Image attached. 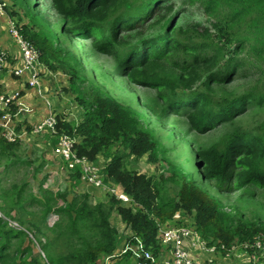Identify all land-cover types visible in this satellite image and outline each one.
Listing matches in <instances>:
<instances>
[{"label":"trees","instance_id":"16d2710c","mask_svg":"<svg viewBox=\"0 0 264 264\" xmlns=\"http://www.w3.org/2000/svg\"><path fill=\"white\" fill-rule=\"evenodd\" d=\"M183 2L199 3L208 18L213 19L212 25L180 22L182 12L189 8L179 7L173 13L172 0H52L55 11L63 18L64 32L93 39L97 50L115 57L121 74L137 85L158 89L159 99L165 103L164 112H183L193 129L206 132L217 123L242 115L251 105L264 112V0ZM227 25L232 26V31L227 30ZM213 28L219 34L224 32V37L212 32ZM137 30L141 34L134 41L119 37L125 31ZM21 33L38 47L41 60L47 65H53L59 50L65 53L42 30L34 31L23 25ZM247 65L255 71L245 68ZM168 67L175 72L174 78H164ZM251 71L261 77L252 81L254 85L232 97L215 98L214 85L229 84ZM204 75L207 87H195ZM91 89L90 95H78L84 107L82 121L79 124L74 119L59 121L60 132L67 131L81 139L75 146L80 156L94 161L99 155L111 159L104 168L105 181L111 177L121 181L125 191L142 205L120 208L122 222L135 233L128 244L142 242L154 255L160 254L159 230L162 225L177 224L174 215L179 207L195 212L197 230L204 238L211 235L228 241L238 237L253 242L255 236H264L263 222L244 224L179 166H173L175 175L168 178L181 179L178 198L170 201L160 194L158 183L151 177L130 170L125 164L127 158L150 152L156 161L161 143L139 112L98 87ZM146 106L156 116H162L152 104ZM0 142L7 149L16 144L6 139ZM198 156L206 175L216 181L221 191L232 186L234 189L247 185L264 188V120L258 130L237 129L226 141L200 149ZM76 172L81 177L79 168ZM22 196L20 193L14 201L21 226L35 227L37 212L33 208L37 205L43 208L44 216L53 211L61 218L53 233H46L41 241L46 257L25 260L24 264H39L44 260V264H92L115 251L118 228L110 218L119 203L117 200L92 205L87 195H78L64 207L53 209L50 197L44 202L38 198L23 201ZM6 223L0 217V264H23L16 263V250L12 249L23 232L7 227ZM123 254L116 264L150 262L144 257L137 259L129 249Z\"/></svg>","mask_w":264,"mask_h":264},{"label":"rangeland","instance_id":"374dc122","mask_svg":"<svg viewBox=\"0 0 264 264\" xmlns=\"http://www.w3.org/2000/svg\"><path fill=\"white\" fill-rule=\"evenodd\" d=\"M6 1L8 2V11L11 13H13L12 6L19 9V12H16V17L22 23V25L20 24L21 28L23 25H28L34 31L46 32L49 37L55 40V46L63 48L65 51V53L58 51L52 66L40 59L41 64L47 65L46 69L47 67L51 69L48 71V76L44 75L49 80L51 89L55 90L57 95L58 102L54 106L56 109L51 101L46 102L48 104L46 109L39 108L38 111L41 113L47 111V113L44 116L42 114L39 117L42 119L34 124H31L33 123L31 120L27 121L26 118L16 116L15 125L18 136L12 141L16 143L15 146L7 149L0 142V217L7 220V227L23 232L12 247L16 250V263L24 264L25 260L37 259L38 256L45 258L41 241H44L46 233H53L61 221V218L53 211L44 216L43 208L37 205L36 209L33 208V211L37 212L35 227L21 226L17 207L14 205V201L20 193L23 194L21 198L23 201L38 198L46 202L47 197H50L53 209L64 207L78 195H87L92 205L113 199L117 200L119 203L116 204L110 218L112 225L118 228L116 249L112 254L99 257L92 264H116L124 255L123 249L135 234L125 222H122L119 212L121 207L142 205L136 201L134 196L125 191L122 182L112 177L109 179L111 185L116 187V192H113L112 189L99 188L78 177L76 171L68 168L67 158L55 152L59 137L63 134L69 135L67 131L60 132L62 127L59 121L61 123L74 119L78 124L82 121L84 107L78 95L80 93L90 95L91 87L100 88L118 102L139 112L144 117L146 124L154 131L161 143L157 160H153L150 152H147L142 156L131 155L126 159L125 164L130 170L136 171L139 175H145L147 178L151 177L154 183L157 182V187L161 190L160 194H163L167 201L178 198L181 179L177 176L175 181L168 178L175 175L173 166H179L190 173L201 189L216 199L238 220L246 225L259 221L264 223V188L247 185L244 188L234 189L232 186L227 191H221L216 181L206 175L204 167L201 165L202 159L198 156L200 149H207L226 141L230 134L237 129L249 132L258 130L261 121L264 120L263 111L255 105H251L242 115L235 116L227 122L217 123L206 132H199L192 128L183 112H164L165 103L159 99V90L137 85L126 75L121 74L115 57L97 50L92 44L93 39H84L64 32L63 18L55 11L52 0ZM172 2L174 4L173 13L177 12L179 7L189 8L187 12H182L180 22L188 20L193 23L207 24L208 27L212 25L213 19L208 18L199 3H191V5L186 3L189 5L187 6L183 0H172ZM246 18L249 16L247 15ZM231 27L227 25V30L232 31ZM152 29L154 28L152 27L146 32ZM140 30L131 33L125 31L119 37L124 41H134L141 34ZM212 32L221 36L224 33L219 34L214 28ZM12 40L14 41L13 38ZM243 53L245 54V52ZM245 68H251V66L247 65ZM251 69L255 71L254 68ZM174 73L168 67L164 78H174L176 76L173 75ZM205 77L204 75L200 85H195V87L206 88ZM256 79L260 80L261 77L254 76L251 71L248 75L238 77L229 84L214 85L213 95L215 98L221 99L243 93L254 85L252 81ZM4 92L8 93L9 91L4 90ZM147 104L156 107L158 114H162V116L158 117L153 114L146 106ZM17 107H21L19 111L24 109L26 113L37 112H34L33 107H25L23 104L22 106L16 105ZM15 112H18V109H15ZM51 113L58 119L56 131L39 129L41 123L46 121ZM76 136L71 137L76 139L77 145L81 139ZM4 139L6 138L2 137L0 126V141ZM121 146L123 147V144ZM98 157V160L95 161L87 158L106 169L111 159L105 158L104 155ZM226 182L229 184V179ZM116 193L126 194L129 198L128 201L121 200ZM156 220L160 221L159 218ZM174 221L177 224L171 222L169 225L161 226L157 244H161L162 230L174 226H184L198 232L206 241V246L215 247V259L220 264H264V236L262 235L255 236L253 242L242 241L238 237L228 241L211 235L204 238L197 230L195 212L184 207H179L174 215ZM245 243L249 245L248 248L244 246ZM192 248H194L196 256L202 260L205 256L202 249L197 246ZM24 249L25 251H22ZM44 263L45 260L39 262V264Z\"/></svg>","mask_w":264,"mask_h":264},{"label":"built area","instance_id":"2783aa9c","mask_svg":"<svg viewBox=\"0 0 264 264\" xmlns=\"http://www.w3.org/2000/svg\"><path fill=\"white\" fill-rule=\"evenodd\" d=\"M6 2V0H0V17H6L8 30L19 49L22 61V66L15 68V73L21 75L23 72H30L27 80L28 84L38 87L41 93L43 84L40 79V71H38V66L41 64V52L33 42L25 38L21 33V25L15 16L8 14ZM3 63L4 54L0 55V70ZM16 105L22 106L19 93L17 91L7 93L0 89V126L2 128V136L10 142L14 141L18 136L15 117L20 111L15 112ZM57 125L58 119L56 115L51 113V116L41 123L39 129H50L55 132ZM75 146L76 139L70 135L63 134L58 139L55 152L67 158L66 163L69 169L77 171L79 168L81 170L80 178L82 180L90 182L99 188L112 189L113 192H116V187L111 185V181H105L104 167L89 160L86 156H80L76 152ZM116 194L121 200L128 201L129 199L126 194ZM162 233V252L158 255H154L147 250L142 242H138L136 245L127 243L123 252L128 249L132 250L137 259L144 257L146 261H150L145 264H220L215 259V247L206 246V241L193 229L184 226H174L162 230ZM195 246L202 249L205 253L202 260L196 256V252L192 248ZM244 246L246 248L249 247L247 243Z\"/></svg>","mask_w":264,"mask_h":264},{"label":"crops","instance_id":"0c3cea01","mask_svg":"<svg viewBox=\"0 0 264 264\" xmlns=\"http://www.w3.org/2000/svg\"><path fill=\"white\" fill-rule=\"evenodd\" d=\"M6 3L8 4V2ZM7 10L9 9L7 8ZM11 10L13 11V13H11V11H8V14L10 16L12 15L16 17V12H19V9L17 7L12 6ZM19 23L22 25L20 21ZM2 54H4V63L1 65L2 68L0 70V89L9 92L17 91L19 93L20 102L23 104V106L30 108L33 107L34 112L37 111L36 113H26L24 109H21L20 113L18 114L19 118H26L27 121L31 120L33 122L31 124L39 122L40 119H42V117H39L42 114L44 116L47 111L41 113L38 111V109L44 108L45 110L46 106H48L46 102L51 101L53 107L58 102L55 90L51 89L49 80L46 77L48 76V71H51V69L48 67L46 69L47 65L43 63L39 64L38 66V71H40V79L43 84L41 93L39 92L38 87L31 86L30 84H28L27 80L30 76V72H23L21 75L15 73V68H20L22 66V61L20 58L19 49L11 38V34L8 30L7 20L5 16L0 17V55ZM15 109H18L19 111L20 107L16 108L15 106Z\"/></svg>","mask_w":264,"mask_h":264}]
</instances>
